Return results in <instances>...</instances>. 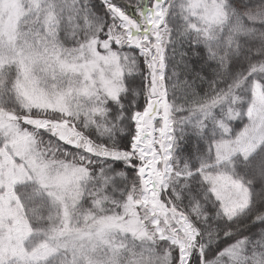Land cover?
<instances>
[{
    "label": "snow or ice",
    "instance_id": "obj_1",
    "mask_svg": "<svg viewBox=\"0 0 264 264\" xmlns=\"http://www.w3.org/2000/svg\"><path fill=\"white\" fill-rule=\"evenodd\" d=\"M0 264H264V0H0Z\"/></svg>",
    "mask_w": 264,
    "mask_h": 264
}]
</instances>
